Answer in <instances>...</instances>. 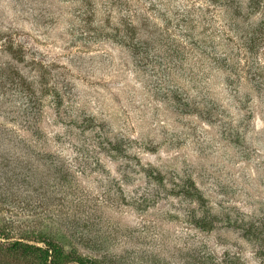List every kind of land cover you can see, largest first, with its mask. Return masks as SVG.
<instances>
[{
    "label": "rangeland",
    "instance_id": "rangeland-1",
    "mask_svg": "<svg viewBox=\"0 0 264 264\" xmlns=\"http://www.w3.org/2000/svg\"><path fill=\"white\" fill-rule=\"evenodd\" d=\"M48 245L264 264V0H0V264Z\"/></svg>",
    "mask_w": 264,
    "mask_h": 264
},
{
    "label": "trees",
    "instance_id": "trees-1",
    "mask_svg": "<svg viewBox=\"0 0 264 264\" xmlns=\"http://www.w3.org/2000/svg\"><path fill=\"white\" fill-rule=\"evenodd\" d=\"M251 1H253L254 2V0H251ZM239 8V7H238ZM240 9V8H239ZM165 42V44H167V41H164ZM163 42V43H164ZM86 121H89L88 120V118H86L85 119ZM48 249H50L51 250V252H52V254H50V251H47ZM59 249L60 248H58V247H56V246H54V245H48V248L47 249H45V251H44V253H45V255L47 256V257H49L50 255H51V257L53 258V261H52V264H56L55 263V260L60 256L59 255ZM79 264H84V262H81V263H79Z\"/></svg>",
    "mask_w": 264,
    "mask_h": 264
}]
</instances>
